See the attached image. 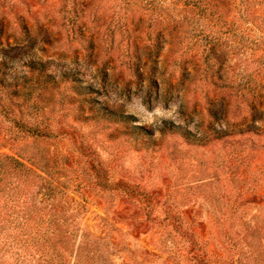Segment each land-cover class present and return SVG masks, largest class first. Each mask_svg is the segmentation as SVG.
Here are the masks:
<instances>
[{
  "label": "rangeland",
  "instance_id": "rangeland-1",
  "mask_svg": "<svg viewBox=\"0 0 264 264\" xmlns=\"http://www.w3.org/2000/svg\"><path fill=\"white\" fill-rule=\"evenodd\" d=\"M0 154V264H264V0H0Z\"/></svg>",
  "mask_w": 264,
  "mask_h": 264
},
{
  "label": "trees",
  "instance_id": "trees-1",
  "mask_svg": "<svg viewBox=\"0 0 264 264\" xmlns=\"http://www.w3.org/2000/svg\"><path fill=\"white\" fill-rule=\"evenodd\" d=\"M15 126L20 127L21 131L30 135H39L40 132L36 128L27 127L24 123L13 119ZM0 168H7L10 178L17 175H23L26 166L14 157L0 154Z\"/></svg>",
  "mask_w": 264,
  "mask_h": 264
}]
</instances>
